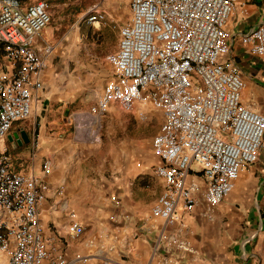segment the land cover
Returning <instances> with one entry per match:
<instances>
[{
    "label": "built area",
    "instance_id": "built-area-1",
    "mask_svg": "<svg viewBox=\"0 0 264 264\" xmlns=\"http://www.w3.org/2000/svg\"><path fill=\"white\" fill-rule=\"evenodd\" d=\"M239 0H129L130 18L118 27L117 50L106 56L112 67L91 106L69 114L71 139L98 143L101 118L111 103L125 111L149 104L162 115L152 149L159 163L153 173L163 191L150 214L163 223L154 235L156 264H189L194 248L184 215L200 204L203 217L233 189L240 173L256 162L264 137V114L242 103L245 87L230 54L228 22ZM88 25L105 23L92 8ZM50 21L44 1L22 5L0 0V47L12 71L0 73V264H72L59 247L43 238L39 206L46 198L43 179L10 170L3 141L15 122L32 112V92L41 89L43 61L34 49ZM250 54L264 60V21L239 36ZM51 47L46 46L45 53ZM141 120L147 115L139 112ZM197 165L204 187L192 172ZM50 165L44 162L43 174ZM83 226L68 231L79 238Z\"/></svg>",
    "mask_w": 264,
    "mask_h": 264
},
{
    "label": "crops",
    "instance_id": "crops-1",
    "mask_svg": "<svg viewBox=\"0 0 264 264\" xmlns=\"http://www.w3.org/2000/svg\"><path fill=\"white\" fill-rule=\"evenodd\" d=\"M92 8L103 10L100 4ZM88 11L81 22H86ZM128 14L125 22L130 18L129 0ZM108 17L110 22L125 18L120 13ZM263 21L264 0H239L228 30L230 54L245 83L241 101L264 114V60L250 54L239 40L241 33ZM42 36L40 33L34 42L43 61L42 87L32 92L30 117L11 126L2 146L11 171L48 184L39 206L43 238L59 247L72 264H156L152 242L163 223L151 217L150 209L163 191V182L153 173L159 159L152 139L162 115L149 104L125 111L111 103L101 118L100 142L72 141L69 114L95 102L112 67L105 57L109 72L103 86L91 101L84 95L78 98L77 84L89 82L91 76L70 74L57 64L55 60L64 52L51 48L45 53ZM117 46L118 37L113 52ZM10 71L12 65L0 47V73ZM139 112L148 115V121H142ZM44 162L50 165L46 175ZM193 171L203 189L197 165L192 166ZM204 210L202 203L183 218L184 233L195 250L189 264H264V137L256 162L240 173L231 192L213 209L212 219L203 217ZM72 222L84 228L77 239L68 231ZM5 260L0 252V261Z\"/></svg>",
    "mask_w": 264,
    "mask_h": 264
},
{
    "label": "rangeland",
    "instance_id": "rangeland-1",
    "mask_svg": "<svg viewBox=\"0 0 264 264\" xmlns=\"http://www.w3.org/2000/svg\"><path fill=\"white\" fill-rule=\"evenodd\" d=\"M38 1L47 4L50 14V22L41 36L44 35L47 46L61 48L64 52L61 59L57 57L55 60L57 64L68 68L70 74L91 76L89 82L77 84L76 91L79 92L78 98L84 95L87 101L93 100L109 72L105 57L115 50L118 27L129 15L128 0H27L26 3ZM95 4H100L106 11L105 23L93 26L81 22V17ZM112 13H120L125 18L110 22L108 15ZM148 119L147 115L142 121ZM155 122L152 120V124Z\"/></svg>",
    "mask_w": 264,
    "mask_h": 264
},
{
    "label": "trees",
    "instance_id": "trees-1",
    "mask_svg": "<svg viewBox=\"0 0 264 264\" xmlns=\"http://www.w3.org/2000/svg\"><path fill=\"white\" fill-rule=\"evenodd\" d=\"M22 5H28V4H25L27 2V0H18Z\"/></svg>",
    "mask_w": 264,
    "mask_h": 264
}]
</instances>
